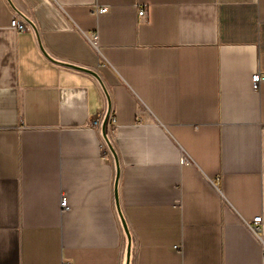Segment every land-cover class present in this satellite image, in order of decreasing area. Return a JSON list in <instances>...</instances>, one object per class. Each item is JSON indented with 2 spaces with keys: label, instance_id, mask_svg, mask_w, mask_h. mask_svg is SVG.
<instances>
[{
  "label": "crops",
  "instance_id": "crops-1",
  "mask_svg": "<svg viewBox=\"0 0 264 264\" xmlns=\"http://www.w3.org/2000/svg\"><path fill=\"white\" fill-rule=\"evenodd\" d=\"M256 72L264 0H0V264H264Z\"/></svg>",
  "mask_w": 264,
  "mask_h": 264
},
{
  "label": "built area",
  "instance_id": "built-area-1",
  "mask_svg": "<svg viewBox=\"0 0 264 264\" xmlns=\"http://www.w3.org/2000/svg\"><path fill=\"white\" fill-rule=\"evenodd\" d=\"M107 10L108 8L106 6H103L98 10V12H106ZM139 15L146 16L147 15L146 8L140 9ZM11 27L18 31H28L32 29V26L30 25L29 21L18 13L13 16L11 21ZM263 81H264V73L256 72L252 76V83L254 90L259 91ZM109 121L111 123L116 121L114 115H111L110 113H109ZM99 124H100L99 120L96 119L93 121V125L98 126ZM63 206L68 208L65 197L63 198ZM262 218H263L262 216L256 217L254 219L253 224L250 225L252 230L256 234H260L262 232Z\"/></svg>",
  "mask_w": 264,
  "mask_h": 264
},
{
  "label": "water",
  "instance_id": "water-1",
  "mask_svg": "<svg viewBox=\"0 0 264 264\" xmlns=\"http://www.w3.org/2000/svg\"><path fill=\"white\" fill-rule=\"evenodd\" d=\"M124 226L126 227V231L128 233V238H129L128 261H127V264H129L130 263L131 241H130V235H129V231H128L125 221H124Z\"/></svg>",
  "mask_w": 264,
  "mask_h": 264
}]
</instances>
